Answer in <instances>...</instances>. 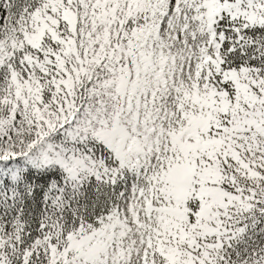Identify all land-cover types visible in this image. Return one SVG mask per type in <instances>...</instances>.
Listing matches in <instances>:
<instances>
[{
	"label": "snow or ice",
	"instance_id": "1",
	"mask_svg": "<svg viewBox=\"0 0 264 264\" xmlns=\"http://www.w3.org/2000/svg\"><path fill=\"white\" fill-rule=\"evenodd\" d=\"M0 264H264V0H0Z\"/></svg>",
	"mask_w": 264,
	"mask_h": 264
}]
</instances>
